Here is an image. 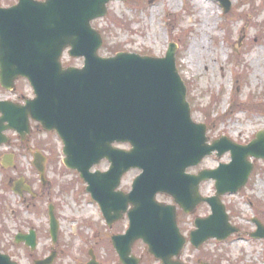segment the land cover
I'll use <instances>...</instances> for the list:
<instances>
[{
	"label": "water",
	"instance_id": "water-1",
	"mask_svg": "<svg viewBox=\"0 0 264 264\" xmlns=\"http://www.w3.org/2000/svg\"><path fill=\"white\" fill-rule=\"evenodd\" d=\"M112 1L123 0H19L11 8L0 7L1 86L13 91L18 79H27L36 95L23 106L0 102V146L10 141L4 135L7 130L25 141L31 119L45 131H55L63 140L65 166L78 171L108 224L128 215L127 233L113 236L121 263H140L132 248L142 240L161 264H183L179 259L187 241L178 226L179 207L186 214L194 213L200 203L211 207V215L196 219L190 234L197 249L209 240L222 242L239 233L222 197L249 183L251 159L264 160V130L249 145L226 137L210 143L206 125L192 117L175 43L165 57L127 52L102 57L103 37L92 23L106 16ZM217 1L224 12L231 10L230 0ZM65 51L84 58V67H63ZM118 143L131 148H117ZM214 153L219 158L230 153L231 163L198 175L187 172ZM104 160L110 163L108 171H93ZM44 161H36L35 167L46 183ZM132 169L142 173L127 194L120 185ZM210 180L216 183V196L205 198L200 186ZM22 184L19 180L14 192L31 193ZM158 194L172 197L174 204L159 202ZM253 222L257 231L250 236L264 239L263 224ZM50 224L56 243L60 226L52 207ZM37 241L35 230L16 236L17 244L25 242L33 251ZM55 257L52 253L35 264H53ZM0 264L19 263L0 251Z\"/></svg>",
	"mask_w": 264,
	"mask_h": 264
},
{
	"label": "rangeland",
	"instance_id": "rangeland-1",
	"mask_svg": "<svg viewBox=\"0 0 264 264\" xmlns=\"http://www.w3.org/2000/svg\"><path fill=\"white\" fill-rule=\"evenodd\" d=\"M230 2L231 10L225 13L216 0L112 1L106 16L94 20L93 27L103 37L102 57L120 52L165 57L170 43L177 44V68L188 87L195 122L206 125L210 142L226 137L242 146L252 143L264 130V0ZM18 3L0 0L2 7ZM63 56L64 66L83 67V58L68 56L67 52ZM15 87L9 92L0 85V100L16 102L34 97L28 80H17ZM32 125L25 149L18 136L8 134L14 142L10 148L17 153L21 149L29 160L20 155L14 170H4L0 165V250L19 264H35L52 252H57L54 264H121L111 236L126 230L128 221L109 228L78 172L64 166L60 137ZM38 148L49 157L45 184L33 166L32 154ZM6 150L4 147L2 154ZM251 162L254 169L249 183L238 194L223 198L231 224L241 230L240 235L221 243L209 241L199 249L189 243L181 255L183 263L264 264V240L249 237L257 231L252 219L257 218L264 226V160L253 158ZM230 163L229 153L220 158L212 154L189 172ZM109 167V162L103 161L94 171ZM139 174L138 170L128 172L120 188L130 191ZM19 176L26 179L36 198L29 194L20 198L12 191L11 182ZM215 192L214 181L203 184V195ZM163 202L172 200L163 197ZM50 206L60 224L55 245L49 233ZM209 213L210 208L203 205L194 214L178 217L184 235L189 236L195 217ZM33 228L38 236L34 252L23 243H15L17 234ZM133 254L142 259L140 264H159L144 243L137 242Z\"/></svg>",
	"mask_w": 264,
	"mask_h": 264
},
{
	"label": "flooded vegetation",
	"instance_id": "flooded-vegetation-1",
	"mask_svg": "<svg viewBox=\"0 0 264 264\" xmlns=\"http://www.w3.org/2000/svg\"><path fill=\"white\" fill-rule=\"evenodd\" d=\"M9 7V6H8ZM4 101V100H3ZM6 101H11V100H9V99H7ZM25 99H23L22 101H16V102H13L14 104H25ZM12 103V102H11ZM32 124H35V123H31V125ZM37 126L39 127V125L37 124ZM32 129H33V125H32ZM32 132V131H31ZM8 134H11L13 137H17L18 136V138L20 139V141H21V145H22V147H24V149L26 148L25 147V145H26V141H22L23 139H22V137L21 136H19L18 134H16V133H14V132H7V135ZM31 134V133H30ZM29 134V135H30ZM11 136V140L9 141V144L7 145V146H3V147H0V165L3 167V169L4 170H8V169H16L17 168V164L19 163V156L21 155V156H23V157H25V158H27V161L29 160V158H28V156H27V154H24L23 153V151L21 150V149H19V153H17L14 149H11L10 147H12V145H13V137ZM28 140V139H27ZM4 147H6L7 148V150L2 154V150L4 149ZM42 150L40 149V148H38V149H36L34 152H33V154H32V158H33V166H34V164H35V162L36 161H41V160H45L44 161V166H45V169H46V165H47V163H48V160H49V157H46V155L43 153V151L41 152ZM20 178H22L21 176H19V179ZM9 180H12V179H9ZM18 181V180H17ZM16 181V182H17ZM16 182H11L12 184H13V186H12V189L16 186ZM25 184H28V182L26 181V179H24V185ZM23 184H22V186H24ZM202 188H203V185H201V190H202ZM23 192H24V196H25V194H29L28 192H26L25 191V189H23ZM21 196L20 198H23L24 196ZM30 195V194H29ZM211 195V194H210ZM210 195H208V196H210ZM30 196H33V198H36V195L35 194H33V195H30ZM159 198H161L162 200H160L161 202H163V197H162V195H159L158 196ZM167 197V196H166ZM168 199H171V198H169L168 197ZM203 205H206L205 203L204 204H201L200 206H203ZM199 206V207H200ZM207 206V205H206ZM209 207V206H208ZM184 213H182V212H180L179 213V215H178V217H180L181 215H183ZM209 215V214H208ZM208 215H205V216H202V217H206V216H208ZM122 220H127L128 221V219H127V216L125 215V216H123L122 217ZM122 220H120V221H122ZM120 221H117V222H120ZM117 222H115V223H117ZM114 223V224H115ZM128 223H129V221H128ZM194 224V223H193ZM113 226V225H112ZM112 226H108L109 228H111ZM179 226H180V230H182V227H181V224H180V220H179ZM193 227H194V225H193ZM192 230H193V228H192ZM192 230H190V232L192 231ZM125 231L126 230H123L122 231V233L121 232H118L117 234H113V235H123V233H125ZM182 232H183V230H182ZM190 234V233H189ZM112 235V236H113ZM112 236H111V239H112ZM111 243H112V241H111ZM138 243H142V241H138ZM137 244V242L134 244V246ZM25 246H26V244H24ZM134 246H133V248H132V250L134 251ZM115 250V249H114ZM157 262H159V261H157Z\"/></svg>",
	"mask_w": 264,
	"mask_h": 264
}]
</instances>
